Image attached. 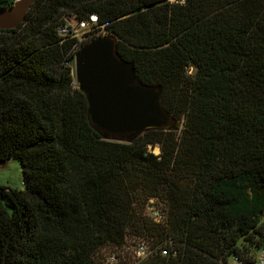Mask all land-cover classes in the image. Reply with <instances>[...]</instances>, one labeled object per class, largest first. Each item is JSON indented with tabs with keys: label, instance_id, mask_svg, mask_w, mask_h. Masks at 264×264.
<instances>
[{
	"label": "trees",
	"instance_id": "1",
	"mask_svg": "<svg viewBox=\"0 0 264 264\" xmlns=\"http://www.w3.org/2000/svg\"><path fill=\"white\" fill-rule=\"evenodd\" d=\"M93 13L180 127L118 141L93 126L77 38L60 29ZM12 157L24 189L0 184V264H108L106 248L130 239L151 250L138 264H255L264 0H35L0 28V164Z\"/></svg>",
	"mask_w": 264,
	"mask_h": 264
},
{
	"label": "water",
	"instance_id": "2",
	"mask_svg": "<svg viewBox=\"0 0 264 264\" xmlns=\"http://www.w3.org/2000/svg\"><path fill=\"white\" fill-rule=\"evenodd\" d=\"M34 1L15 0L0 7V28L17 27ZM75 76L87 96L91 123L107 139L130 141L149 128L174 127L160 89L137 80L134 63L117 55L114 37L101 36L84 44L75 55ZM180 123L177 120V126Z\"/></svg>",
	"mask_w": 264,
	"mask_h": 264
},
{
	"label": "built area",
	"instance_id": "3",
	"mask_svg": "<svg viewBox=\"0 0 264 264\" xmlns=\"http://www.w3.org/2000/svg\"><path fill=\"white\" fill-rule=\"evenodd\" d=\"M99 19L97 14L93 13L89 16L88 19L78 20L74 16H69L66 19V23L61 26V32L63 34H69L72 37L77 38V42L73 46V50L79 51L81 48V44L91 38H95V36L105 35V31L100 28L98 25ZM96 37V38H97ZM91 41V40H90ZM152 216L155 220H159L161 218L160 213L157 210L152 211ZM163 254H167L170 250L164 248ZM151 250L149 249L147 243L141 241L138 248L137 257L132 260L126 261L125 264H138L148 255H150ZM106 261L108 264H114L120 262V257L117 250L106 252ZM227 264H241V262L237 261L235 258H232ZM255 264H264V248L260 249L257 254V258Z\"/></svg>",
	"mask_w": 264,
	"mask_h": 264
},
{
	"label": "rangeland",
	"instance_id": "4",
	"mask_svg": "<svg viewBox=\"0 0 264 264\" xmlns=\"http://www.w3.org/2000/svg\"><path fill=\"white\" fill-rule=\"evenodd\" d=\"M75 67V66H74ZM77 82V81H76ZM174 126H177V120L174 119ZM160 148L157 145L154 149L155 152H159ZM0 184L7 186L8 188H16V189H24V178L22 165L20 160L17 157H12L5 163L0 164ZM155 200L151 199L149 208H153V202ZM129 244H127L124 248L112 247L109 246L106 248L107 251L117 250L120 255V260L128 261L137 257L138 248L140 244V240L130 239L128 240Z\"/></svg>",
	"mask_w": 264,
	"mask_h": 264
}]
</instances>
